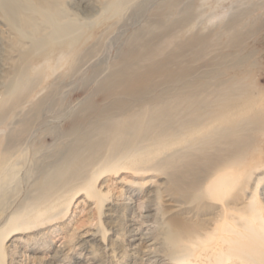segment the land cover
<instances>
[{
  "label": "rangeland",
  "instance_id": "1",
  "mask_svg": "<svg viewBox=\"0 0 264 264\" xmlns=\"http://www.w3.org/2000/svg\"><path fill=\"white\" fill-rule=\"evenodd\" d=\"M55 1L75 28L36 47L27 38L19 47L16 31L0 15V102L6 98L0 105V224L21 205L28 217L16 228L0 227V264H76L80 254L98 264H155L128 248L127 219H142L149 197L154 209L170 206L163 198L173 169L164 167L168 157L224 146L213 137L221 122L210 112L219 106L216 88L229 81L248 87L244 99L254 104L244 114L259 118L258 127L244 131L251 132L253 144L239 174L256 162L264 173V0ZM152 36V59L167 55L168 72L152 73L151 83L137 94L121 86L105 89L103 82L121 66V57L143 51ZM20 71L15 103L7 87ZM186 93L204 100L201 121L161 132L163 125L150 120L157 102L176 103ZM176 104L178 117L191 112L185 102ZM125 117L130 119L122 121ZM211 136L212 143H205ZM76 172L89 176L87 189L96 196L83 188ZM40 210L42 218L36 214ZM199 210L186 219L210 225L206 217L212 209ZM146 223L152 230L156 222ZM94 230L101 239L89 241L88 254L80 242ZM103 240L118 248L110 250ZM165 264L175 263L169 258ZM233 264L264 261L233 258Z\"/></svg>",
  "mask_w": 264,
  "mask_h": 264
},
{
  "label": "bare ground",
  "instance_id": "2",
  "mask_svg": "<svg viewBox=\"0 0 264 264\" xmlns=\"http://www.w3.org/2000/svg\"><path fill=\"white\" fill-rule=\"evenodd\" d=\"M115 1L120 2V0ZM0 15L6 24L16 31L15 37L20 41L19 47H24L22 42L24 38H27L30 45L36 47L43 40L68 36L75 28L74 22L63 19L66 15L59 9L58 2L55 0H0ZM155 38L152 36L144 43L143 51L123 55L121 66L103 82L104 88L112 90L115 86H121L123 91L137 94L151 83L152 73L158 71L166 74L169 61L167 55L162 59H152L156 46ZM133 58L137 60L132 61ZM139 60L147 62L139 66L136 63ZM178 71L181 73L182 69ZM170 72L173 70L169 68ZM21 74L20 71L16 82L7 87V94L14 95L12 102L15 103L19 97L17 92L20 90L18 83L22 78ZM22 85L25 88L30 86L28 83ZM247 90L248 87L245 84L236 80L229 81L224 87L216 88L215 96L219 106L215 111L210 112V115L214 120H219L221 125L213 128L212 134L224 146L219 145L220 147L214 148V152H209L208 147L204 146L200 148L201 152H195L196 154L182 151L183 153L175 154L170 159L168 157L164 167L171 165L173 169L167 172L166 190L168 192L163 198L172 203L168 202L170 206L166 209L161 207L157 210L150 203L149 197L143 213L140 214L142 219L133 218L131 215L128 217L125 231L126 243L130 250L135 251V256L139 259L153 258L157 261L155 264H165L169 258L175 264H233V258L250 263L256 260L264 261V181H262L264 173L256 169L259 166L256 162L257 164L253 163L252 169L250 167L246 174H239L240 170L246 168L244 160L249 155L248 150L253 142L248 135L251 132L248 133V131L259 125L257 115L244 114L254 104V99H244V96L248 94ZM199 96L198 93L191 95L186 93L176 100V103L185 102L191 107V112L179 117L176 103L160 99L152 110L154 114L150 115V120L153 119L163 125L160 127L161 132L177 129L178 126L195 125L201 121L203 115L199 109L204 100ZM5 100L6 98L2 101ZM2 101L0 105L4 103ZM2 116L3 114L0 113V118ZM125 118L122 121L126 122L130 119ZM246 129L248 134L244 132ZM211 138L212 136L205 140V143L211 142ZM73 176L82 177L83 188L96 196V191L87 189L89 183L85 180H88L89 176L85 179L83 172H76ZM250 178L253 179V185L249 187ZM73 187L75 186L70 188ZM59 189L61 190L56 188L58 192ZM171 194L178 199L173 198ZM198 199H204L205 202L196 206L190 205ZM201 206L212 209L209 215L206 214L208 215L206 220L210 223L208 226L186 219L191 212L199 215ZM40 212L42 210L36 212L38 218L44 217V212ZM26 214V206L21 205L16 211L14 209L6 216L4 215L5 219L0 227L11 224L12 228H16L20 221L28 218ZM148 220L156 222L152 230L146 227ZM112 228L115 233H119L116 226ZM84 236L81 238L82 241L80 240L81 248L89 254L91 246L89 241L100 240V233L94 230ZM103 243L104 246L111 248L110 250L118 248L115 241L103 240ZM61 250L64 249H59ZM67 250L71 251L72 248L67 247ZM80 255L75 256L78 260L76 264H98L96 260L90 262L87 254Z\"/></svg>",
  "mask_w": 264,
  "mask_h": 264
}]
</instances>
